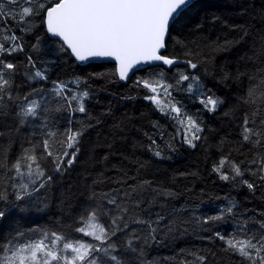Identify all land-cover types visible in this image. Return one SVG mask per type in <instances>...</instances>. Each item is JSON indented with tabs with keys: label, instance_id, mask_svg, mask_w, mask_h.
<instances>
[{
	"label": "snow or ice",
	"instance_id": "obj_1",
	"mask_svg": "<svg viewBox=\"0 0 264 264\" xmlns=\"http://www.w3.org/2000/svg\"><path fill=\"white\" fill-rule=\"evenodd\" d=\"M192 5L193 0H0V119H16L15 128L0 131V220L11 211L46 209L54 185L78 163L82 138L101 124L88 112L86 88L73 89L60 81L50 90L44 87L47 73L37 68L31 55L22 67L21 34L31 32L37 22L50 42L75 61H113V75L120 81H128L137 71L147 72L134 81L135 87L145 90L143 99L170 122L171 140L190 148L198 143L207 147L205 128L173 92L185 91L207 112H217L225 100L206 88L196 72L203 69L208 74L216 54L251 37L252 54L242 57L243 69L222 67L217 73L221 83L238 93L223 115L235 118L239 112L241 118L235 140L222 139L215 146L218 158L211 171L219 180L253 194L264 187V28L253 33L246 25H233L238 36L214 40L173 37V26ZM169 40L177 48L175 55L163 54ZM32 47L37 49L38 44ZM166 70L174 71L171 80ZM152 128V134L144 133L148 144L134 147H146L153 158L165 159L164 147L154 137L164 140L166 129L159 121ZM123 130L121 122L112 126L113 133ZM22 134H27L23 141ZM165 147L174 150L171 141ZM108 159V154L102 157ZM122 159L127 163L112 165L117 174L100 172L86 198L75 206L70 191L61 196L59 206L69 213L61 225L0 232V264H161L149 258V247L189 233L219 241V252L238 257L239 264H264V218L245 217L234 202L203 215L188 201L175 203L180 194L171 185L176 178L166 183L150 175L151 160L134 152ZM191 192L184 188V193ZM226 220H236L228 234L215 227ZM201 232L207 235L200 236ZM164 264H219V258L214 247L193 246L178 249L164 258Z\"/></svg>",
	"mask_w": 264,
	"mask_h": 264
},
{
	"label": "trees",
	"instance_id": "obj_2",
	"mask_svg": "<svg viewBox=\"0 0 264 264\" xmlns=\"http://www.w3.org/2000/svg\"><path fill=\"white\" fill-rule=\"evenodd\" d=\"M233 25H246L253 33L255 30L264 28V0H199L173 26L172 34L173 37L179 36L187 40L200 37H208L210 40L217 37L223 39L225 36L233 38L239 35V31H232ZM21 35L25 51L19 53L18 57L22 67L25 57L31 55L37 68H42L47 73L48 80L44 82V87L50 90L53 82L60 81L73 89L86 88L90 93V99L86 102L88 112L94 118H99L101 124L89 129L82 138L78 163L54 185L48 207L43 211L28 208L11 211L5 219L0 220V232L7 233L17 227L27 230L54 228L61 225L69 215L68 211L62 210L59 206L61 196L70 191L73 206H75L81 197L86 198L92 180L100 172H105L107 176H115L117 173L112 165L127 163L123 161V156L132 155L133 152L142 159L151 160L150 175L154 173L157 179L166 183H170L173 177L176 178L175 184L171 185L180 194L175 203L188 201L194 207H198L201 214L207 215L216 212L229 202H234L237 205L236 211L245 217L264 218L258 215V213H264V187L257 188L253 194L246 187L219 180L218 176L211 171L212 164L218 158L215 146L222 139L235 140L236 126L241 118L239 112L236 113L235 118L223 115L225 111L232 108L238 93L233 87L221 83L217 73L222 67L233 72L238 66L243 69L242 57L245 54H252L251 37L246 38L228 52L216 54L212 65L209 66L208 74H205L203 69L196 72L201 76L202 84L206 88L225 100V105L217 112H207L195 96L185 91L173 92L175 99L184 105L187 113L201 121L205 128L203 135L207 137V147L198 143L197 148H190L179 143L178 139L171 140V136L168 135L173 132L170 122L143 99L145 90L135 87L134 81L146 76L147 72H138L128 83L123 84L113 75L115 65L81 66L67 53L59 51L58 45L50 42V38L39 26V22L33 26L31 32ZM34 44H38L37 49H33ZM164 54L169 56L177 54V48L172 40H169ZM179 67L183 69L184 65ZM148 71H151V68ZM165 74L171 80L174 71L166 70ZM214 76H216L215 79H213ZM40 86L37 85V87ZM28 87L26 84L23 85L24 90H28ZM154 121H159L166 129L164 140H159L158 136L154 137L164 147L166 158L162 160L153 158L146 147H134L137 144L145 146L148 144L149 141L144 133L154 132L152 128ZM92 122L95 123V119ZM117 122L122 123L124 130L113 133L112 126ZM58 124H63V120H59ZM15 127L14 116L0 119V131L7 132ZM27 127L28 125H25V130ZM26 138L27 134L19 137L21 141ZM168 141H171L174 150L165 147ZM18 148V143L13 145V154ZM105 154H108L109 159L102 161ZM182 172L195 173V175L179 176L178 174ZM185 187L191 188L192 192L184 193ZM235 223L236 220H226L217 223L215 227L222 233L228 234ZM199 235L206 236L207 233L201 232ZM219 244V241L201 240L196 234L189 233L175 240L162 239L159 244L149 247L148 254L150 259H159L161 264H164V258L174 255L180 248L214 247L217 250L219 264H239L238 257H230L226 253L219 252Z\"/></svg>",
	"mask_w": 264,
	"mask_h": 264
},
{
	"label": "water",
	"instance_id": "obj_3",
	"mask_svg": "<svg viewBox=\"0 0 264 264\" xmlns=\"http://www.w3.org/2000/svg\"><path fill=\"white\" fill-rule=\"evenodd\" d=\"M197 1H199V0H193V4H194L195 2H197ZM162 51H163V54H164L165 51H166V49H165V50H162ZM73 61H75L74 58H73ZM75 62H76L77 64L81 65V66H87V65H89V64H113V65H115L113 61L102 60V59L92 60V61H85V62H78V61H75ZM181 65H183V64H181ZM143 67H144V68H150V66H148V65H145V66H143ZM138 72H141V71H137V72H135V74L138 73ZM133 76H134V75H131V76H130V79H129L128 81H121V82H122L123 84L128 83V82L132 79Z\"/></svg>",
	"mask_w": 264,
	"mask_h": 264
}]
</instances>
